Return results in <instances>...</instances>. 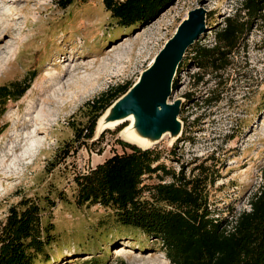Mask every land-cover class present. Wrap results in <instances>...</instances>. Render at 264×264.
Masks as SVG:
<instances>
[{
    "label": "rangeland",
    "instance_id": "1",
    "mask_svg": "<svg viewBox=\"0 0 264 264\" xmlns=\"http://www.w3.org/2000/svg\"><path fill=\"white\" fill-rule=\"evenodd\" d=\"M240 4L176 0L146 26L122 29L102 0H77L66 9L58 0H0L4 27L13 20L11 35L1 44L0 85L33 78L0 118V222L21 199L48 198L54 207L45 217L54 223L58 243L46 264H169L156 240L112 222L101 227L109 211L74 204L76 175L129 152L121 143L137 147L121 134L128 123L105 129L92 144L101 135L95 129L85 145L74 141L71 123L83 127L87 102L116 86L133 85L187 13L198 7L206 11L207 30L186 50L169 97V102L181 101V134L146 149L159 153V164L174 172L183 169L189 177L196 166L207 167L216 178L207 187L214 217L249 210L264 172V23L254 20L230 52V64L217 74L198 69L192 60L198 47L213 44L214 30L225 18L246 20ZM197 75L202 78L198 84ZM217 94V102H205ZM158 181L152 175L143 182Z\"/></svg>",
    "mask_w": 264,
    "mask_h": 264
},
{
    "label": "trees",
    "instance_id": "2",
    "mask_svg": "<svg viewBox=\"0 0 264 264\" xmlns=\"http://www.w3.org/2000/svg\"><path fill=\"white\" fill-rule=\"evenodd\" d=\"M76 1L58 0V5L66 9ZM175 1L102 0L110 18L122 29L146 26ZM240 5L247 14L246 20L227 17L215 28L213 44L198 47L193 54L198 69L215 74L224 70L230 64V52L243 40L254 20L264 23V0H241ZM183 58L176 74L184 64ZM32 79L0 85V118L9 102L24 95ZM201 80L199 75L194 77L196 84ZM131 86L130 83L116 86L87 102L84 126L71 123L74 141L82 145L91 141L98 119ZM176 86L174 78L172 91ZM218 100V94L210 95L205 102ZM104 132L91 143L98 142ZM121 144L130 151L113 154L74 177L76 207L100 206L109 211L101 227L112 222L156 240L169 264H264V172L261 184L248 202L249 210L214 217L207 187L216 178L207 167L196 166L189 177L183 169L174 172L159 164V153L151 149ZM152 175L159 181L144 184V177ZM164 177L171 180L165 182ZM61 198L66 200L64 196ZM52 207L53 203L43 197L21 199L8 209L0 222V264H46L50 260V253L58 243L54 223L45 217Z\"/></svg>",
    "mask_w": 264,
    "mask_h": 264
},
{
    "label": "water",
    "instance_id": "3",
    "mask_svg": "<svg viewBox=\"0 0 264 264\" xmlns=\"http://www.w3.org/2000/svg\"><path fill=\"white\" fill-rule=\"evenodd\" d=\"M205 19L206 11L201 7L187 13L173 36L156 54L151 65L141 73L128 91L109 107H112L110 120L122 119L119 123L122 124L125 123L123 118L133 115L137 131L142 136H159L165 131H172L175 136H180L182 125L178 116L181 101L169 102L172 82L188 47L207 30Z\"/></svg>",
    "mask_w": 264,
    "mask_h": 264
},
{
    "label": "bare ground",
    "instance_id": "4",
    "mask_svg": "<svg viewBox=\"0 0 264 264\" xmlns=\"http://www.w3.org/2000/svg\"><path fill=\"white\" fill-rule=\"evenodd\" d=\"M11 3V2H10ZM7 5V4H6ZM3 9V8H2ZM2 11V10H1ZM4 13V12H3ZM2 14V13H1ZM0 14V15H1ZM8 14V13H7ZM14 13H11L10 15L8 14V17H13ZM7 16V15H4ZM10 17V18H11ZM2 18L0 17V55L2 53H5V49L4 47L1 46L2 42L5 40V38L9 35H11V32L13 31V26H12V19H10V23H8L5 27H4V23L1 20ZM7 39V38H6ZM8 48V47H7ZM7 50V49H6ZM9 53V52H8ZM3 62H5L3 60ZM81 65V64H80ZM52 82L55 84H58L60 82L59 79H56L54 77H52ZM89 83V82H88ZM52 86V85H51ZM50 88V87H49ZM52 88V87H51ZM49 106V105H48ZM112 107L106 109V111L101 115V117L98 119L97 121V125H96V132H100L103 129H108V128H112V127H116L118 125H120L119 123L121 120H116V121H112L110 120V117L112 115ZM124 121L126 123H128V125L124 128V130L121 132L122 136L124 137V139L131 143L136 145L137 147L141 148V149H146L148 147H151L152 145L156 144L157 142H159L160 140H163L164 138H168L171 142H173L176 137H179L178 135L175 136L173 134L172 131H165L163 132L161 135L159 136H152V135H147V136H142L139 134V132L137 131V127L135 126V119L133 117V115H127L125 118H123ZM30 125L34 128H36L35 126V122H31L29 121ZM29 126V125H28ZM32 133L37 134V131L35 133V129H33ZM28 136V135H27ZM34 137V136H32ZM24 138V137H23ZM34 142V141H33ZM36 142V141H35ZM6 177V176H5Z\"/></svg>",
    "mask_w": 264,
    "mask_h": 264
}]
</instances>
